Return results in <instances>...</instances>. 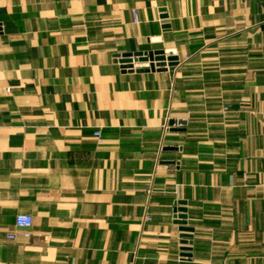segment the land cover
<instances>
[{
	"label": "crops",
	"instance_id": "1",
	"mask_svg": "<svg viewBox=\"0 0 264 264\" xmlns=\"http://www.w3.org/2000/svg\"><path fill=\"white\" fill-rule=\"evenodd\" d=\"M262 235L264 0H0V264H264Z\"/></svg>",
	"mask_w": 264,
	"mask_h": 264
},
{
	"label": "water",
	"instance_id": "2",
	"mask_svg": "<svg viewBox=\"0 0 264 264\" xmlns=\"http://www.w3.org/2000/svg\"><path fill=\"white\" fill-rule=\"evenodd\" d=\"M165 21V20H164ZM122 68L131 70H160L173 69L178 61L177 57L173 56L171 52L164 50L146 51V52H127L117 56ZM187 229L182 228V231Z\"/></svg>",
	"mask_w": 264,
	"mask_h": 264
},
{
	"label": "built area",
	"instance_id": "3",
	"mask_svg": "<svg viewBox=\"0 0 264 264\" xmlns=\"http://www.w3.org/2000/svg\"><path fill=\"white\" fill-rule=\"evenodd\" d=\"M134 21L137 22L138 19L136 17V13H133ZM94 137L98 142L102 141V137L99 130L94 132ZM15 226L19 230V235L23 238H30L31 236V226H32V218L27 214H17L15 217ZM15 235H8V238L13 239ZM262 246H264V235H262Z\"/></svg>",
	"mask_w": 264,
	"mask_h": 264
}]
</instances>
